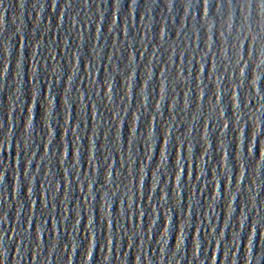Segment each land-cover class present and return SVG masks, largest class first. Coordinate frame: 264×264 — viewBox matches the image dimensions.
Segmentation results:
<instances>
[{
  "label": "water",
  "instance_id": "obj_1",
  "mask_svg": "<svg viewBox=\"0 0 264 264\" xmlns=\"http://www.w3.org/2000/svg\"><path fill=\"white\" fill-rule=\"evenodd\" d=\"M0 264H264V0H0Z\"/></svg>",
  "mask_w": 264,
  "mask_h": 264
}]
</instances>
